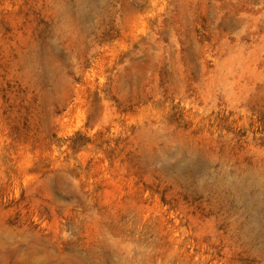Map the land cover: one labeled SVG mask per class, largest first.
Returning <instances> with one entry per match:
<instances>
[{
	"label": "rangeland",
	"instance_id": "rangeland-1",
	"mask_svg": "<svg viewBox=\"0 0 264 264\" xmlns=\"http://www.w3.org/2000/svg\"><path fill=\"white\" fill-rule=\"evenodd\" d=\"M0 264H264V0H0Z\"/></svg>",
	"mask_w": 264,
	"mask_h": 264
}]
</instances>
